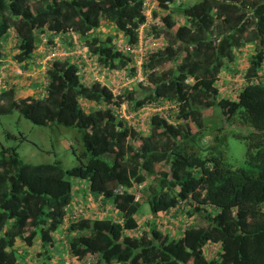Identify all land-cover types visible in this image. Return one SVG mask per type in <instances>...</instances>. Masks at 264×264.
Wrapping results in <instances>:
<instances>
[{
  "label": "trees",
  "instance_id": "obj_1",
  "mask_svg": "<svg viewBox=\"0 0 264 264\" xmlns=\"http://www.w3.org/2000/svg\"><path fill=\"white\" fill-rule=\"evenodd\" d=\"M155 1L158 24L151 32L162 42L142 60L144 80L121 87L116 101L135 109L158 99L176 109L169 108L173 121L150 114L142 134L112 112L109 85L82 70L88 61L133 74L124 47L136 43L143 0H0V58L13 62L1 68L0 113L15 109L37 124L74 126L81 143L71 146L77 162L66 168L25 162L14 147L0 146V264H26L34 242L39 264H50L57 252L68 253L71 264H264V0ZM105 25L123 40L101 36ZM9 32L13 44L6 50L1 40ZM248 42L253 48L232 95L220 94L221 70ZM39 45V57L54 48L66 52L35 72ZM17 84L33 94H17ZM209 107L247 126L232 131L244 145L236 167L223 159L219 127L205 134ZM159 163L164 168L155 172ZM70 177L86 182L83 197L96 201L98 212L72 198ZM148 177L135 198L134 186ZM142 199L152 216L138 229ZM178 211L183 225L170 235L163 219ZM87 254L92 260L75 262Z\"/></svg>",
  "mask_w": 264,
  "mask_h": 264
},
{
  "label": "rangeland",
  "instance_id": "obj_2",
  "mask_svg": "<svg viewBox=\"0 0 264 264\" xmlns=\"http://www.w3.org/2000/svg\"><path fill=\"white\" fill-rule=\"evenodd\" d=\"M176 15V14H175ZM178 16V14H177ZM106 28H99V34L101 36H106V33H110L109 27L105 25ZM111 34L116 32L118 35L115 36V40H123L122 33L119 30L113 28ZM111 30V29H110ZM119 37V38H118ZM10 44V45H9ZM13 40L6 43V47L11 49ZM40 45L38 46V48ZM37 48V49H38ZM7 50V49H6ZM36 54V51H35ZM7 58V57H6ZM35 72H40L39 70H34ZM89 73L91 78H94V75L97 78H100L102 75H105L104 80L107 78V75L115 83L119 80L117 71L107 70L105 67H101L99 64L91 65L89 68ZM126 71V70H125ZM2 71L0 68V78H2ZM39 77V76H38ZM102 78V77H101ZM264 79V78H263ZM41 80V77H39ZM38 80V81H39ZM112 83L113 85L115 83ZM19 83V82H18ZM264 83V81H263ZM110 84V85H112ZM124 85V84H123ZM129 87L135 86L136 82L129 81L126 83ZM19 86V91H22L20 95L23 97L33 94L28 89L32 88L31 86ZM39 86V85H38ZM37 87V86H36ZM25 89V90H24ZM26 91V92H25ZM204 113L207 116H213L207 118V123L209 128H207L206 136H212L214 131L212 126L219 127V131L223 136L222 150H223V159L225 163L231 167L238 166L243 159L244 145L242 140L233 134V130L246 131L247 126L244 125L243 128H240L236 123H228L220 116H215L213 108H207L204 110ZM221 118V121L219 120ZM135 120V119H134ZM141 131L146 132L147 126L142 128ZM79 132L74 126H64L56 123H46V124H37L29 119L22 116L17 110L13 109L8 113H0V146L5 147H14L18 156L25 162L29 163H38V162H53L57 161L63 168L70 167L74 165L77 160L74 154L71 151V146L75 149L80 148V139L78 137ZM139 142V141H138ZM155 172L164 168V165L154 164ZM73 188L71 192L72 198H74L75 186L78 187L76 190V197H79L82 203L89 201L83 197V192L87 194L85 187L78 182L81 179L77 177L69 178ZM150 182V177H148L144 182V187ZM146 183V184H145ZM148 212V205L144 199L141 200V205L137 211L139 214L142 212ZM198 223H203V220L199 217H196ZM61 231V230H60ZM62 232V231H61ZM33 245L29 247V251L32 253L33 257L31 258L34 261V264L39 263L40 257L37 255L36 251L38 250V243L34 242ZM59 252L56 253L55 258H59ZM66 255V254H65ZM54 255L52 254V257ZM54 262V261H53ZM117 264V263H114Z\"/></svg>",
  "mask_w": 264,
  "mask_h": 264
},
{
  "label": "built area",
  "instance_id": "obj_3",
  "mask_svg": "<svg viewBox=\"0 0 264 264\" xmlns=\"http://www.w3.org/2000/svg\"><path fill=\"white\" fill-rule=\"evenodd\" d=\"M142 4L143 6L141 8V12L144 15V19L137 25L135 29L137 34L136 43L135 45H125L124 47L125 51L131 55L130 65L134 66V72L133 74L129 75L125 71L127 70L126 68L115 70L117 71L118 76L120 77L119 80L121 79L122 81H117L116 83L114 82V85L112 84L109 86L112 93V101L108 104L112 112L118 118H120L126 125H132L136 128L143 126L144 115L149 116L152 113L160 114L164 116L167 120L173 121L172 116L169 115V112L171 111V109H176V103L160 102L158 99H152L148 102H145L135 109H131L128 106L127 101L123 98L119 102L116 101L117 96L121 93V87H129L128 85H126L127 82H138L144 80V74L141 71L142 60L146 56L148 48H150L151 46H157L162 42V40L153 36V33L151 32V25L158 24L157 17L152 16V10L157 7L156 1L143 0ZM73 37H75V35H73ZM77 50L80 51V48L78 47ZM64 53L65 52L63 50L54 48L53 51L44 55V60L46 61V59L52 55H61ZM82 56L86 58L85 54H82ZM16 71L19 72V69H16ZM185 81L190 82L191 77L187 76L185 78ZM142 184L143 183L141 182L137 183L134 186L133 191L135 198L139 196V192L136 188H139ZM89 260H92L91 255L87 254L82 259L76 260L75 262H88ZM62 264H71L69 258H65Z\"/></svg>",
  "mask_w": 264,
  "mask_h": 264
},
{
  "label": "crops",
  "instance_id": "obj_4",
  "mask_svg": "<svg viewBox=\"0 0 264 264\" xmlns=\"http://www.w3.org/2000/svg\"><path fill=\"white\" fill-rule=\"evenodd\" d=\"M110 29V33H112V30H114L113 26H108ZM103 28H106L105 26ZM115 35H118L116 32H113ZM119 38V37H118ZM12 39L11 37V33L9 32L5 37H3V39L1 40L2 41V47H6V43L7 42H10ZM56 41V45L60 46L62 49L65 48V42L66 40L64 38H60L59 36H56L55 37V40ZM73 41L75 42V37H73ZM10 45V44H9ZM65 45V46H64ZM252 48H253V44L248 42V43H245L242 47L239 48V50H237L236 52V56H235V59L233 60L232 63H229V65H227L225 68H223L219 74L220 76V79L219 81L217 82V88L219 90V93L220 94H224V95H227V96H230L232 95L233 93V88L234 86L237 84L238 82V79L240 78L239 77V74H240V71L242 69V64L243 62L246 60V58L249 56L250 52L252 51ZM5 50V49H4ZM6 51V50H5ZM53 51V50H52ZM64 52H66L65 50H63ZM39 52H41V48L39 47L37 50H36V59L34 61V65H36V70H39L40 72H42L43 70V67H44V64H45V56H42V57H39L38 55L40 54ZM78 53H81L79 50H77ZM82 54V53H81ZM1 61H2V64L0 65V68H5V67H12L11 64L13 63L12 60L10 59V57L7 56L6 57H1L0 58ZM83 59H85L83 57ZM86 60V59H85ZM87 64L89 65L87 69H83L82 71H85V75L88 76L89 78H91V74L89 73V68L91 67L92 64H90V62L87 61ZM33 65V66H34ZM11 69V68H10ZM234 70H237L235 73H232ZM261 74L264 75V65H263V68L261 69ZM102 77V78H101ZM100 78H97L95 75H94V78L95 79H99L100 81L104 82L105 84L109 85L112 84L114 81L111 80V78L107 75V78L104 80L105 78V75H102ZM264 78V76H263ZM262 78V79H263ZM86 81L89 80L87 78H84ZM84 80V81H85ZM264 80V79H263ZM19 86H17V94H21L22 91H19ZM40 89V88H39ZM38 89V90H39ZM25 90V89H24ZM30 92H33V90L31 88L28 89ZM40 91V90H39ZM26 92V91H25ZM214 112L216 113V109H214ZM216 115V114H215ZM148 115H144V118H143V126L141 127H138L137 129H139V132H141L142 134L145 133L144 131H141L142 128L145 126H148ZM78 184H81L83 187L85 186L86 182L84 180H81L80 182H78ZM146 184V183H145ZM75 193H74V198L75 201H79V197H76V190H78V187L75 186ZM89 199V198H88ZM85 203H88V202H85ZM89 205V208L88 211H95L98 212V209H95V206L97 205V202L96 201H93L92 203H88ZM72 207H75V205H73V203L71 204ZM101 213H104L103 211H100ZM151 213L146 211V212H142L141 214H139L138 212L135 214V219L137 220V228L138 229H143L145 228V223L146 221H148V219H151ZM160 216V215H159ZM182 218V216H180V213L179 211L177 212L176 215H174L173 217H170V216H166L164 217V226H163V230L167 231L170 235H176L178 234L179 232V228L177 227L178 224H182V222L180 221V219ZM192 219V218H191ZM183 225V224H182ZM56 237L57 238H60L61 237V233H55ZM60 243L56 240L55 242V248H54V251L56 252L57 251V244H61L63 242V239H60L59 240ZM34 246V244H33ZM60 247V245H58ZM27 250V257L29 258L27 261L29 262L30 259L33 257L32 256V253L29 251V247L26 249ZM60 253V252H59ZM60 257L62 254H58ZM54 261V262H53ZM28 262L26 264H28ZM60 262V259L59 258H51L50 259V264H57ZM34 264V262H33ZM36 264H39V263H36Z\"/></svg>",
  "mask_w": 264,
  "mask_h": 264
},
{
  "label": "clouds",
  "instance_id": "obj_5",
  "mask_svg": "<svg viewBox=\"0 0 264 264\" xmlns=\"http://www.w3.org/2000/svg\"><path fill=\"white\" fill-rule=\"evenodd\" d=\"M65 254H66V255L61 256L62 260H61V263H60V264H62V262H63V260H64L65 258H69L68 253H65ZM73 264H74V263H73Z\"/></svg>",
  "mask_w": 264,
  "mask_h": 264
}]
</instances>
